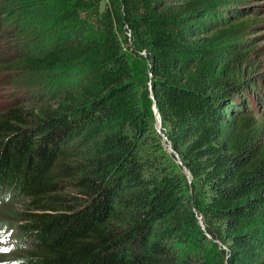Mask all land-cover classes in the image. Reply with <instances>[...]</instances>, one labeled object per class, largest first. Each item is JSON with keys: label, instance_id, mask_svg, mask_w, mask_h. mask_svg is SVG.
I'll return each mask as SVG.
<instances>
[{"label": "trees", "instance_id": "obj_1", "mask_svg": "<svg viewBox=\"0 0 264 264\" xmlns=\"http://www.w3.org/2000/svg\"><path fill=\"white\" fill-rule=\"evenodd\" d=\"M6 2L37 41L10 62L61 81L0 108V191L24 198L0 222L29 238L12 262L264 264L263 88L230 59L252 46H218L250 26L218 28L230 1Z\"/></svg>", "mask_w": 264, "mask_h": 264}, {"label": "rangeland", "instance_id": "obj_2", "mask_svg": "<svg viewBox=\"0 0 264 264\" xmlns=\"http://www.w3.org/2000/svg\"><path fill=\"white\" fill-rule=\"evenodd\" d=\"M6 1L9 0H0V108L13 104L31 107L39 104V102L50 101L55 97L52 88L55 85H60V80L49 79L44 72L33 71L25 73L15 63L12 64L10 62L11 59L13 62L16 56H20L16 53L20 49L15 46L27 48V42L36 39L30 38L22 31V9L15 7V3H7ZM229 1L228 7L223 8L217 18L218 28L230 25L234 21H245L250 26L245 30H235L225 33L221 37V43L218 46L228 52L252 46L250 53L231 54L230 59L232 63L242 65V74L249 73L252 77L256 76L255 82L257 86L259 88L262 86L263 92L257 93L260 103L256 108L264 119V0ZM102 6L103 2L101 3ZM229 8L231 9L229 10ZM92 20L93 24H96L94 26L100 28L101 21L99 18L96 17ZM39 37L37 36V39ZM36 42L30 41L29 47H32ZM130 44L131 38L127 31L126 45ZM47 82L50 83L49 86L46 85ZM38 87L43 88L38 94L29 91L32 90L30 88ZM157 131L162 134V130L157 129ZM63 191L76 194V191L68 186H65ZM7 198H0V201L5 200L0 205V211L2 210L3 213H7L15 204L17 205L16 209H22L20 205L24 202L23 196H18L15 201L12 199L6 200ZM197 217L203 227L200 215H197ZM16 238L15 230L11 224L0 222V264H21L12 262V259L15 258L13 255L17 254L19 250L23 252L29 247V238Z\"/></svg>", "mask_w": 264, "mask_h": 264}, {"label": "water", "instance_id": "obj_3", "mask_svg": "<svg viewBox=\"0 0 264 264\" xmlns=\"http://www.w3.org/2000/svg\"><path fill=\"white\" fill-rule=\"evenodd\" d=\"M150 88H151V85H150ZM155 103H156V102L154 101V102H153V106H152V108H153L154 113H155V116H156V121H157V119L159 120V126H158L156 123H155V126H156V128H157L158 130H161V127H160V117H159V112H158V109H157ZM164 138H166L165 135H164ZM169 148L172 149V147H171L170 144H169ZM179 162H180V160H179ZM189 177H191V176L189 175Z\"/></svg>", "mask_w": 264, "mask_h": 264}, {"label": "bare ground", "instance_id": "obj_4", "mask_svg": "<svg viewBox=\"0 0 264 264\" xmlns=\"http://www.w3.org/2000/svg\"><path fill=\"white\" fill-rule=\"evenodd\" d=\"M156 124L159 126V120L157 119Z\"/></svg>", "mask_w": 264, "mask_h": 264}]
</instances>
